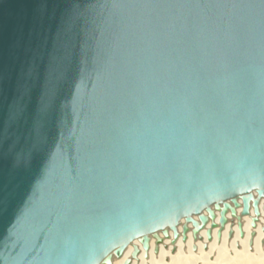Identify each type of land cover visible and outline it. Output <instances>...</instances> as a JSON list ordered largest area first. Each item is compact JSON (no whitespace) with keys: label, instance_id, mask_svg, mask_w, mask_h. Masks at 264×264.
Wrapping results in <instances>:
<instances>
[{"label":"water","instance_id":"1","mask_svg":"<svg viewBox=\"0 0 264 264\" xmlns=\"http://www.w3.org/2000/svg\"><path fill=\"white\" fill-rule=\"evenodd\" d=\"M262 198L264 0H0V264H112Z\"/></svg>","mask_w":264,"mask_h":264},{"label":"bare ground","instance_id":"2","mask_svg":"<svg viewBox=\"0 0 264 264\" xmlns=\"http://www.w3.org/2000/svg\"><path fill=\"white\" fill-rule=\"evenodd\" d=\"M239 205L234 208L235 215L228 211L224 225L221 211L216 212L214 220L206 213L205 225L198 217L197 227L184 221L178 227V238L172 231L168 236L160 234L158 239L151 237L148 250L136 241L122 258H114L112 264H125L128 260L131 264H264V198L259 203V215L253 203L246 216H243V202Z\"/></svg>","mask_w":264,"mask_h":264}]
</instances>
